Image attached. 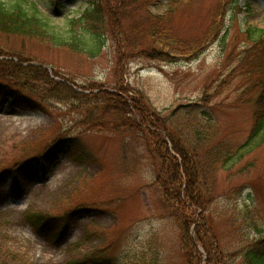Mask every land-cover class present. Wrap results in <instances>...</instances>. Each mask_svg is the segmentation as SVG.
Listing matches in <instances>:
<instances>
[{"label": "rangeland", "instance_id": "rangeland-1", "mask_svg": "<svg viewBox=\"0 0 264 264\" xmlns=\"http://www.w3.org/2000/svg\"><path fill=\"white\" fill-rule=\"evenodd\" d=\"M97 1L58 0L53 4L52 0H25L57 26H65ZM172 1L176 0H158L150 11L163 15L174 34L188 41L202 38L226 3ZM230 7L224 12L221 36L198 58L178 55L171 61L125 60L122 69L111 37L96 58L40 39L1 37L0 45L23 53L32 63L44 64L54 77V72L61 73L64 78L59 75L58 81L70 76L76 81L74 89L84 94H99L120 84L129 86L132 96H136L135 90H142L163 116L206 99L211 102L210 114L220 139L243 144L252 129L254 105L245 102L248 95L242 93L243 75L231 74L244 51L252 48L242 32L248 27L264 30V0H238ZM42 106H14L8 99L0 104V264H70L94 254L116 258L120 264H144L143 257L150 255L149 240L154 237L159 239L156 246H162L164 261L186 264L180 224L167 216L160 191L148 172V156L141 161L143 165H135L128 151L142 142L115 134L112 127L90 129L83 125L89 111L76 102L63 105L48 101ZM64 136H77L87 149L86 155L77 149L73 154L74 146L68 145L45 174L34 163L22 168V160H29L34 151H43ZM74 157L81 162L76 163ZM15 162L19 166L5 171ZM217 174L218 193L223 196L210 211L211 225L225 230L219 223V211L227 207L238 212L251 203L264 217V146L235 165L232 174L224 167H219ZM29 209L55 218L50 220L48 231H36L25 222L23 214ZM62 225L68 228L63 240L55 244L52 231ZM200 252L205 264L206 254L202 248Z\"/></svg>", "mask_w": 264, "mask_h": 264}, {"label": "trees", "instance_id": "trees-1", "mask_svg": "<svg viewBox=\"0 0 264 264\" xmlns=\"http://www.w3.org/2000/svg\"><path fill=\"white\" fill-rule=\"evenodd\" d=\"M57 1L52 0V3ZM228 1L210 21L207 33L202 38L188 41L174 34L163 15L151 13L150 7L158 0H98L79 17L68 20L65 26L52 24L34 4L29 7L25 0L11 3L0 0V38L40 39L96 58L111 37L122 69L125 60L171 61L178 55L187 59L198 58L224 31V12L237 0ZM242 33L252 48L244 51L231 77L236 73L243 75L242 93L248 95L245 102L254 105L252 129L243 144L220 139L210 114L211 102L206 99H202L199 105H182L163 116L142 90H135L136 96H132L130 87L120 84L99 94H84L74 89L76 81L70 76L57 81L44 64L32 63L23 53L1 45L0 55L17 60H4L0 56V96L19 107L44 106L48 101L63 105L76 102L89 111L83 125L87 124L90 129L112 127L115 134L138 138L142 144L136 142L128 151L133 154L135 165L148 156V172L160 191L167 216L180 224L186 264H202L204 257L200 248L206 254L205 264H264V217L254 203L244 205L238 212L229 211L227 207L220 210L219 223L225 225V230L223 227L217 230L216 225L209 222L210 211L215 205L217 208L223 196L218 193L217 169L224 167L232 174L235 165L264 146V30L248 27ZM238 70L241 71L239 74ZM54 74L63 77L61 73ZM77 140V136L57 138L50 147L34 151L31 158L22 160L24 162L20 165L24 168L35 162L46 172L68 145L74 146L73 154L76 149L87 153L82 142ZM73 159L76 163L81 162L79 157ZM17 166L18 162H15L5 171L12 172L11 169ZM2 176L3 173L0 182ZM23 217L36 231L47 230L50 220H55L53 216L31 209ZM66 228L68 225H62L59 230L52 231L55 244L63 240ZM157 241V237L149 240L150 255L143 257L144 264H169L168 260L164 261L162 246H156ZM102 256L94 254L82 262L70 264H120L116 258L111 260Z\"/></svg>", "mask_w": 264, "mask_h": 264}]
</instances>
